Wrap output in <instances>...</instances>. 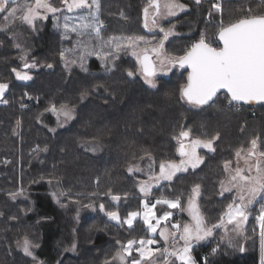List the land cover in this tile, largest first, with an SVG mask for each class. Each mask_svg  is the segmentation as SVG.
<instances>
[{
    "label": "trees",
    "instance_id": "1",
    "mask_svg": "<svg viewBox=\"0 0 264 264\" xmlns=\"http://www.w3.org/2000/svg\"><path fill=\"white\" fill-rule=\"evenodd\" d=\"M102 1H106V5L102 4ZM111 1L118 3L119 7L122 6L127 10L133 9L137 12L139 17L133 13L132 18L138 19V23L141 24V32L147 33V28L144 27V8L148 4L139 7L137 0ZM111 1L100 0V13L106 27L100 30L99 37L95 33L89 32L83 35L66 32L67 36L59 43L64 46L62 49H65L64 56L68 55L70 59L67 56V59L65 57L62 59L60 55L62 51L57 50L56 53L52 52L50 57L52 68L48 73H55V67L57 70L64 68L63 72L61 71L62 74L60 73L62 85L73 89L77 101L75 105L78 106V114L74 122L66 127L57 128L53 132L42 125L47 117V112H44V107L37 108L42 100H46V96L50 98L51 94L44 88V84L41 86L38 83L37 88L40 89L35 88V93L40 94L38 102L37 100L31 101L33 98L29 93L27 95H25L26 92L19 93V96L16 95L18 109L6 110L5 114H0V196H9L6 191L12 189L24 190L15 195H24L23 199L28 202V207L19 201L11 212L18 223H22L21 225L28 228V234L35 235L33 241L41 250L40 259L46 264H55L63 251L67 250L77 237H79L76 247L78 254L72 257L70 264H82L81 256L88 249L92 252L88 251L90 254L87 257L92 264H95L100 257L98 251L104 249L103 252H105L112 249V253H115L120 248L119 243L148 236L147 228L141 220H135L132 228H127L122 223L129 212L139 211L141 208V196L137 184L142 176L130 174L128 166L143 157L145 153L153 155L156 162L167 160L169 157L176 158L179 154L177 152L179 143L176 137H179L181 131L190 132L189 140L193 136V132L188 129V123L191 120L195 122L201 120L203 122L200 124L207 126L218 123L222 118L220 116L213 121L215 116L207 115L205 110L213 102L190 111V108L186 107L185 102L180 99L179 89L181 85L187 83L188 70L185 67H182L183 73L177 75L179 78L172 76L158 79L159 84L152 89L145 86L136 77H132L131 80L134 86L121 80L122 89H126L123 93L129 92L127 96L132 100L129 103L120 96L121 93L114 95L110 91H104L105 84L103 85L102 81L106 82V85L107 81L99 79L100 76L105 77L104 72L112 68L118 69L117 72L120 73L119 70L123 68L121 65L124 62V51L115 53L114 46L105 44V41L123 33H125L123 35L130 34L127 32V14L119 8L112 12L109 6ZM131 1H135V4H131ZM215 1L217 0H205L195 4L190 0H182L188 9L180 15L182 23L177 27V31L194 37V43L203 34L206 42L211 46H214L211 40L215 37L214 42L218 47L220 45L219 30L213 37L208 35L209 33L207 34L209 25L217 19L216 13L210 12ZM221 1L228 24L242 18L264 15V0ZM55 5L59 7L60 0L55 1ZM208 12H210L209 16H207ZM107 15L124 26V29L109 28V23L105 19ZM1 18L0 16V28L7 25L9 29V31H0V82L7 84L11 82V88L9 86L3 96L6 98L5 96L13 89L15 83L20 86H28L32 82V79L29 81L18 80L15 73L11 74L7 69L18 64L17 52L19 54L29 53L30 56L32 53L35 56L37 52L42 53L47 50L48 38L52 32V20L46 19L42 22V31L33 32L22 25H15L14 22L12 25L11 19L5 21L4 18ZM63 33L60 28L57 30V36L58 34L61 36ZM123 35L120 37L124 38ZM124 42L125 39L120 41L121 44ZM104 53L112 55L105 57ZM5 54L8 55V58ZM81 56L84 57L83 63L87 71H84L80 66ZM72 61H76V63L69 64ZM134 67L136 66L133 65L131 69ZM23 69L25 68L23 67ZM90 82H92L91 85ZM82 88L87 92L83 99H81V93L85 91ZM221 95L226 96L221 92L214 100ZM232 104L250 111L245 115V118L249 124L255 123L256 130L259 129L253 136L258 141L261 134H264V115L256 109L264 111V103L252 107L238 105L234 102ZM0 109L3 108L0 106ZM223 109L224 106H220L214 110L223 111ZM32 111L36 112L34 117L33 114H28ZM203 111L205 112L203 113ZM101 112H103L102 116H106L105 118L99 116ZM204 114L205 118H203ZM36 117L41 123L36 122ZM183 119L186 121L184 125H181ZM227 119V136L234 144L238 143V140L234 141V136L237 137V129H239L237 128L238 121L234 115ZM1 121H5V123ZM17 121H19V125ZM17 132H20L19 140H17V136L14 137ZM200 132L209 133L205 130ZM241 132L242 138L246 135L247 141L248 128ZM234 144L229 147L230 159L234 151ZM224 146L226 145L224 144ZM144 147L152 149L155 155L151 151L144 150ZM220 150H217V153L216 150L213 153H204L206 155L203 154L204 160L199 168L189 171L178 180L175 179L176 182L173 180V182L155 187L151 192L152 197L178 198L180 204L184 205L190 189L199 185L201 189L199 207L200 209L202 206L204 208L203 214L207 224L215 225L224 213L226 206L233 202L232 196H217L216 187L223 174L222 162L226 156L222 153L224 150ZM165 154L169 156L165 157ZM211 155L215 156L211 157ZM62 190L71 191L66 200L64 195H60ZM55 193L57 198L53 196ZM113 195L120 196V200H112ZM63 201H65L64 204H62ZM10 203L9 197L0 198V223H4L6 228L0 229V242L3 243L1 245L4 251H7L6 253L11 257L10 251L19 252L15 249V244L20 238V234L18 227L11 226L6 219L8 216L6 210ZM101 204L105 206V212L117 211L121 222L113 221L107 215L105 217L100 214ZM87 205H93L95 211L84 214L89 209L86 207ZM262 205H264V200L254 204L248 213L250 221L248 222L247 219L245 229L246 236L251 235V239L243 246L244 250L246 246L249 247L246 252L240 251L242 246L239 247L237 253L231 255L230 252L224 254L221 252L222 249H218L216 252L209 253V257L201 262L200 256L220 243L216 230L214 236L192 247L191 252L196 263L259 264L257 246L252 237L258 229V221L254 215L260 211ZM156 206L158 205L156 204ZM174 213L177 215L176 210ZM78 217L95 220L90 222L87 228H83V225H78ZM76 231L80 235L82 232L85 233L78 236ZM214 253L215 255H213ZM11 262L13 260H0V264ZM13 263L30 264V261L20 253ZM173 264H180V262Z\"/></svg>",
    "mask_w": 264,
    "mask_h": 264
},
{
    "label": "snow or ice",
    "instance_id": "2",
    "mask_svg": "<svg viewBox=\"0 0 264 264\" xmlns=\"http://www.w3.org/2000/svg\"><path fill=\"white\" fill-rule=\"evenodd\" d=\"M15 3V0H12ZM9 0H0V11L8 12L5 17V21L9 19L20 21L32 25L34 20L41 17L40 10L43 9L45 12L56 13L60 9L53 7L49 0H35V3H29L19 8L8 9L6 5ZM62 5L66 7L68 12H72L75 9L83 8H95L99 9V0H61ZM196 3H201V0H196ZM186 6L179 3V0H148V5L144 8V27L149 28L150 23L152 27L157 26L156 17L159 15L175 16L177 11H182ZM214 9L219 10L218 4H213ZM163 9V12H162ZM17 13H20L18 16ZM96 17L90 16L85 18L83 22L78 25H71L66 22L63 25L65 31L76 32L83 35L86 32L95 33L99 37L100 30L102 28ZM174 27V26H173ZM0 31H9L7 25L0 28ZM163 33V37L159 43L151 49L159 59L161 66L167 64L179 63L180 67L187 65L188 76L187 83L181 85L179 89V97L182 101H185L188 105L194 108H200L201 106L209 105L214 102V98L217 96L220 90H225L226 96L229 99V106L233 102L245 104L251 102L261 103L264 102V15L261 16H250L242 18L234 23H230L227 26L221 25L218 36L219 40L223 43L222 48L212 47L203 34L200 39L193 43L191 48L181 57L171 58L163 56L164 42L173 34L172 29L165 30L160 29ZM126 39L127 44H121L120 41ZM140 43H154L145 41L143 37H110L105 44L114 46L115 53L126 51L127 49H133L132 55L137 56L138 63L144 81L152 88H156L157 85L154 82V76L156 74V65L152 63L148 55L140 56L135 50ZM19 47V45H16ZM147 52L148 49L141 50ZM61 58H64L65 53H60ZM105 57H110L111 53H104ZM23 60L24 57L21 56ZM84 57H80V66L84 71L87 69L83 63ZM71 63H76L72 61ZM25 69L36 67L35 63L28 64L24 63ZM47 67L51 68L49 64ZM67 67V65H66ZM16 78L21 81H29L33 77L29 75L27 71H17L13 69ZM128 76L134 75L132 71H128ZM9 88L7 83H0V98H2ZM87 95V92L81 93V99ZM0 102L7 103V101L0 99ZM51 111L57 112V115H63L64 119L71 120L72 109L67 106H61L59 110L56 109L55 105L51 106ZM19 125V121H17ZM190 136L189 131H181L179 137H176L179 143L177 152L182 157L179 163L175 161H162L159 165V174H154L149 177V180H155L158 184L161 180L171 181L178 172L186 171L188 166L195 169L202 161L203 157L197 154V148L203 147L209 151H213V141L218 138L213 136L209 140L195 139L191 140L190 143H184V138ZM257 141L253 139L251 141V148L247 152V157H256V163L249 165L248 172L255 168L256 175H245L244 170L237 168L235 174L231 176L228 182L230 186H225V183L221 181V189L223 192H229L235 190L237 195L233 197V202L227 205V211L220 217V222L213 226H207L204 217L200 214L199 208L196 204V197L199 195V185H196L192 189V195L188 200V208L190 216L192 217L193 223L184 224L182 231L180 225H172V228L176 231L167 232L164 228H160L161 221H167L170 212H165L163 216L156 217L153 209L156 204H164L169 208H179L180 201L169 200L166 198H160L156 201V204L149 206L148 203L142 202L143 212L132 211L129 212L127 218L123 219L122 223L128 225L129 228L133 226V222L137 219L142 220L143 224L146 225L149 233H154L160 228V235L165 241L171 236L173 240V247L170 250L168 247L160 249L159 247L153 248L151 245L156 243L153 239L140 241L129 240L127 245L122 246L121 251L116 253V258H119L122 262L125 261L126 255H131V251L134 245L138 246L135 251L139 254V259L132 260V264H155L156 258L159 255L162 256L165 264H169V258H175V261H179L180 264H195L191 256V250L195 242L203 241L213 235V231L217 227H223L225 231H228L227 226L231 225V231L236 235H241L243 225L248 219V209L250 206L259 201L264 200V167L261 166V158H264V152H260L257 155ZM145 155L151 159L150 153ZM240 151H237V157H240ZM143 159V157L141 158ZM247 163V158H246ZM229 162H225V169L227 170ZM151 169V165H149ZM140 171L139 168H133L129 166L128 171ZM152 184L141 181L140 192L144 193L145 196L151 191ZM63 195V193H61ZM112 200L119 201L120 196L113 195ZM239 200V203L235 201ZM86 207H93V205H87ZM99 210L105 212V206L100 205ZM109 219L117 222H121L120 215L117 211L106 212ZM155 220V223H153ZM260 225V239H261V259L264 261V205L261 206L259 215L256 217ZM179 236V240L183 241L182 247H175V241ZM232 237H229L231 241ZM18 246L23 248L26 255L31 256L30 250L31 243L25 238ZM75 245H73V250ZM243 247L240 251H243ZM216 252V249H213Z\"/></svg>",
    "mask_w": 264,
    "mask_h": 264
},
{
    "label": "rangeland",
    "instance_id": "3",
    "mask_svg": "<svg viewBox=\"0 0 264 264\" xmlns=\"http://www.w3.org/2000/svg\"><path fill=\"white\" fill-rule=\"evenodd\" d=\"M55 1H57V0H49V2L52 4V6L60 9V11L53 14L51 12H45L43 9H41L40 10L41 17H46V18H37L36 20H34L32 25H28L27 23H24V22L20 21L19 19L15 20V21L12 20V25L14 22L15 25H22L25 28H27L33 32H36V31H42V28H43L42 22L43 21H45L46 19H51L52 20L51 21L52 32H50V36L48 38L49 42H48L47 50H44L42 53L37 52V54L35 56H33L32 53H31V56L29 55V53H26V54H21V53L19 54L18 52L16 53L18 64L13 65L12 67H9L7 70H9L10 71L9 73H11V74H13V69H16L18 71H21V70L27 71L33 77L32 82L28 86L27 85L20 86V85H17L15 83L13 89L8 93L7 96H5L6 98H4V97L0 98L2 100L7 101L6 104L0 102V106L3 108V109H0V114H5L6 110H10V109L17 110L18 109V107L16 105V99H18L17 96H19V93L21 94L23 92H26L25 95H27V93H29L31 98H33V100L31 99V101L34 102V100H37V102H38L40 100V99H38V97H40V94L35 93V90H36L35 88H37V83H38V85H41V86H43V84H44V88L47 89V92H50L49 94H51V96H50V98H48V96H46V100H42L41 104L39 105V107L37 109H40L42 107L45 108L44 112L45 111L47 112V117L44 119V123H42V125H45L52 132L55 131L57 128L66 127L69 124L73 123L77 114H78V106L75 105L77 101L75 100V96H74V92H73L72 87H65L64 85H62L63 82L61 79V74H62L64 68H62V69L59 68L57 70V67H55V71H54L55 73H48L49 69H51L52 67L51 68L47 67V65L52 63L50 61L51 60L50 57L52 55V52L56 53L57 51H64L65 50V49L62 50L64 46L61 45L59 43V41L67 36L65 34L66 31L63 28V25L66 22V18H67V22L69 24L78 25L81 22H83L85 20V18H88V17L94 15L96 17L97 21L103 25L101 29L106 27V25L102 21V17H101V13H100V7L98 10L95 8H92V9L83 8V9H75L72 12H68L66 7H64V5H62V3L59 7H57L55 5ZM108 1L110 2L111 0H107V2ZM190 1L197 4L196 0H190ZM202 1H205V0H201V2ZM218 1H219V10H216L213 7L210 10V12H214L217 15V19L215 20V22H213L209 25V29L207 30V34L209 33L208 35H211L212 37L220 29L222 24H223V26L228 24V20L226 19L225 10H224V7L222 5V1L221 0H218ZM60 2H61V0H60ZM90 2H91V0H89V3ZM29 3L34 4L35 0H18L15 3H13L12 0H9V3L6 5V7L8 9L19 8V7H23L24 5H27ZM179 3L185 5L186 7L182 11H177L175 16H167V15L157 16L156 17L157 26L152 27L151 23H150L149 28H147V33L141 32L140 22L138 23V19L132 18L133 13L139 17V14L137 12H135L133 9L127 10L126 8H122V6L119 7V4L114 3V1H111V3H109V6H110V10L112 12H114L116 10V8H119V9H123L124 12L127 14V17H126L127 32H129L130 34H128V35H123L125 33L121 34V35H123L124 38H127V37H143L145 41L154 42V43H148V44L140 43L138 45V47L135 49L140 56H141V54L145 53V52L141 51L143 49H148V51L146 53H150V54L153 53L151 51V49L153 47H155L159 43L161 38L163 37V33L160 31L161 28H163L165 30H168L171 28L173 31V34L171 36H169V38L164 42L163 56L176 58L178 60V58L183 56L189 50V48L192 46V44L194 43V37H189V34L180 33L177 31V27L182 23V18H179V17L181 14H183L188 9L187 5L184 4V2H182V0H179ZM99 4H100V0H99ZM102 4L106 5V1H102ZM131 4H135V1H131ZM137 4H139V7L144 6V5L148 4V0H140V1L137 0ZM162 12H163V9H162ZM210 12L207 13V16H209ZM7 15H8V12L0 11V16L2 17L1 19H3V18L5 19V17ZM17 15L19 16L20 13H17ZM105 19L109 23V28L124 29V26L118 24V22L114 21L112 19V17H109V15L105 16ZM113 21H114V23H113ZM59 28L61 29V31L64 32L61 35L62 37L59 34L57 36V30ZM67 32H71V31H67ZM121 35H119L118 37H120ZM215 40H216L215 37H213V39L211 40L212 45H214L212 47L217 46V44L214 42ZM127 43H128V41L125 39L124 44H127ZM54 46H55V48H54ZM132 51H133V49H131V48L124 51V55H123L124 62L121 65L123 68H121V70H119L120 73L117 72L118 69L112 68V69H109V70L104 72L103 75L105 77L100 76V78H99V79H104L105 81H107V85H106V82L102 81L103 85L105 84L104 91H110L114 95H119V93H121L120 96L122 98H125L127 103L131 102L132 100H130V97L127 96V94L129 92L123 93V91L125 92L126 89H124V88L122 89L121 80L123 82L129 83V85L131 83L134 86V84L131 82V80H132V77L133 78L136 77V79L142 81V83L145 86L152 89V87H150L148 84L145 83L141 71L138 70L140 68V65L138 63L137 56L132 55ZM5 55H7V54H5ZM21 56L24 57L23 60L21 59ZM66 56L70 59V57L68 55H66ZM66 56H64V57L67 59ZM7 58H8V55H7ZM153 62L157 68L156 74L153 78L156 85L159 84L158 79L168 78V77H172V76H175L174 78H179L177 75H181L183 73V68L180 67L177 63L176 64H167V62H166L164 66H161L159 63V59L157 58L155 53H153ZM24 63H28V64L35 63L36 67L29 68V69H23ZM69 64H73V63H69ZM133 65H135L136 67L131 69ZM128 71H132L134 73V75L129 77L127 74ZM118 74H120V76H118ZM0 83H2V82H0ZM91 84H92V82H90V85ZM8 85L11 88V82H8ZM37 89H40V88H37ZM82 90L85 91L84 88H82ZM183 102H185V101H183ZM52 105H55L57 110H59L61 108V106H67L68 108L72 109L73 118L71 120L66 121L64 119L63 115L58 116L57 112H53L50 110ZM185 105H186V107L190 108L189 109L190 111H192L191 109H193V110L199 109V108H194V107L188 105L186 102H185ZM220 106H224L223 111L214 110L215 108H220ZM256 110H259V113L264 115V111L262 109L261 110L256 109ZM256 110H254V111H256ZM205 111H207L208 116L209 115L215 116L213 121L217 120V117L222 116V118H220V121L218 123H216L214 125L209 124L207 126L200 124V122H203L201 120H197V122L191 120L190 123H188V129L191 132H193V136L190 138L189 143L191 142V140H195V139H200V140L206 141V140L211 139L213 136H217V134H218V138L213 141V149L216 150V153H217V150H220V148H221L220 151L224 150V152H222V153H224V155H226V156H224V159L222 162L223 174H222L221 179L218 181L217 187H216V190L218 192L217 196H219V197L226 196L227 197L229 195V196H232V198H233L237 195L235 190L229 191V192H223V194H221V192H222L221 181H223L225 183V186H230L228 182L230 181L231 176L235 174V171L237 168L243 169L245 175H253V176L256 175L254 167L252 168V171L250 173L248 172L249 165L250 164L254 165L256 163V157L248 158L247 152L251 148V141L254 139L253 136L255 135L257 130H259V129L256 130L255 123L249 124L248 120L245 118V115L248 114L250 111L243 108V107L239 108V106H234V104H231V106H229V100L227 99V97L225 95H221L218 98H216L214 100V102L211 105H209L208 108H206ZM205 111H203V113ZM214 112L218 113V114L216 115ZM22 113H24V112H22ZM35 113H36L35 111H32L31 113H28V114H33V117H34ZM102 115H103V112H101V114L99 113V116H101L103 118L106 117V116L104 117ZM231 115H234V118L237 119L238 125L237 124L236 125H237V128H239V129H237V137L234 136V141L238 140V143H235V144L227 136V131H226L228 128V119L227 118H230ZM251 115H254V114L251 113ZM19 116H20V120H21V118H22L21 114ZM2 118H4V117H2ZM203 118H205V114H204ZM185 121L186 120L183 119L181 121V125H184ZM1 122L5 123V121H1ZM36 122L38 124L41 123L38 117H36ZM247 128H248L249 133L247 135L248 140L246 141V135L244 138H242L241 130H246ZM201 130H205L209 133L200 132ZM16 136H17V140H19L20 139V132H17L14 137L16 138ZM222 142H224V144L227 146V148H226V146H224V144H222ZM257 142H258V146H257L256 151H257V155H258L260 152H264V134H261V138ZM233 144H234V151H233L232 157L230 159L231 153L229 151V147ZM143 149L147 150V151H151L154 154V151L148 147H144ZM214 150L209 151L206 148L198 147L197 148V154L199 156L203 157V160H204V155H206L204 153H208V154L213 153ZM237 151H240V153H241L240 157H237ZM167 156H169V155L165 154V157H167ZM212 156H215V155H211V157ZM141 158H138L137 161L132 162L129 165V166H133L134 169L135 168L140 169V171L134 170L130 174L142 176V178L139 180V182L137 184V189H138L139 195L141 196V208L137 212H143L144 209H143L142 202H146L149 204V206H151L152 204H156V201L158 199H160V198L152 197V195H151V192L155 187H158L161 184L164 185V184L173 182V180H174V182H176V180H178L182 175L187 174L189 171H194L195 169L199 168L203 162L202 161L195 169L188 166L186 171L178 172L173 177V179L171 181L161 180L157 184L154 179L150 181L149 177L153 176L154 174H159V165L162 161L158 160L159 162H156V160H155L156 158L153 155H151V159H149L146 155L143 156V159H141ZM161 158H163V157H161ZM246 158H247V163H246ZM181 159H182V157L178 154V156L176 158L169 157V158H167V160H163V161L164 162L175 161V162L179 163ZM226 161L229 162L227 170L225 169V162ZM149 165H151V169L149 168ZM129 166H128V168H129ZM261 166L264 167V158H261ZM141 181H145V182L152 184L151 191L147 194V196H145L144 193L140 192V182ZM192 189H190V191L188 192L187 200L184 202V205L180 204L181 205L179 207V208H181L180 214L177 213V215H174L175 214L174 209L172 210L171 208H169L167 205H164V204H157L158 206H156L153 209L157 218L160 216H163L165 212H170L172 214L171 216H169L167 221H161L160 228H164L167 232H174L176 230L172 228V225L178 224L181 226L180 230L182 231V227L184 224L193 223L192 217L190 216L189 212L187 211L188 200H189V197L192 195ZM22 190L23 189H17V188L12 189L10 191H6V193L9 194V196H7V195L6 196H0V198L9 197V200L11 202L7 206L6 211L8 213V216L6 217V219L8 221V224H10L11 226H13L15 228L18 227V233L20 234L19 235L20 238L16 241L15 249H17V251H19L22 256L27 257L28 260L30 261V264H46L43 262L42 259H40L41 250L39 249L38 245L33 241V238L35 237V235L28 234V232H29L28 228L25 227L24 225H21L22 223H18V221L16 220V217L13 215V212H11L13 210V207L15 208V205L19 201H22L28 207V202L24 201V199H23L24 195H15L16 193L19 194L20 192H22ZM61 193H63L65 200H66L67 196H69L71 191L62 190ZM61 193H60V195H61ZM19 196H23V197H19ZM53 196H55L57 198L56 193L53 194ZM200 196H201V189L199 188V195L196 197L195 202L199 208L200 214L205 219V216L203 214L204 208L202 206V209H200L199 204H198ZM172 199L177 200L178 198H172ZM169 200H171V199H169ZM235 202L239 203V200H236ZM64 203H65V201L62 202V204H64ZM253 206L254 205L249 207L248 213L250 212V209ZM23 210L24 209L22 208V211ZM161 210H163V211L159 212ZM92 211H95L94 206L91 208L89 207L88 211L86 210V213H84V214L90 213ZM226 211H227V206L225 208L224 213ZM258 212H260V211H258ZM100 214L107 217L106 212L100 211ZM86 220H87L86 217L84 219H80L78 217V222H79L78 225H83V228H87L88 224L95 219H90L87 221ZM249 221L250 220L248 219V222ZM205 222H206V220H205ZM219 222H220V219L216 224H218ZM134 223L135 222H133V226H134ZM153 223H155V220H153ZM206 224H207V222H206ZM257 225H258V229H257V232L254 233L255 235L252 237V240H253V242L256 243L257 257H258L259 264H260V263H264V261H262V259H261L260 225H259V223H257ZM207 226L210 227L213 225L207 224ZM126 227L129 228L128 225H126ZM160 228H158V230L154 233L148 232V236H146V237L132 239V240L140 241L141 239H144V240L153 239L156 241V243L154 245H151V247H153V248L159 247L160 249H164L165 247H168L171 250L174 242H173L171 236H169L168 240L165 241L164 238H162L160 235ZM227 228H228L227 232L225 231V229L223 227H217L214 229L212 236H214L216 234V230H217L218 234H219L220 243L217 246L213 247V249H216V251L218 249H222V251H221L222 253L228 254L230 252V255H231V254L237 253L239 250V247H241V246L243 247L244 245H246V243H248L250 241L251 235L249 237L246 236V234H247V231L245 229L246 228V222L243 225V230H242L241 235H236L235 233H233L231 231V229H232L231 225H228ZM0 229L1 230L6 229L4 223H0ZM84 233L85 232H82L81 235H83ZM77 235L79 236L80 233H78ZM229 237H232L231 241L229 240ZM25 238H27L31 243V246H32L30 248V250L32 252L31 256L26 255L25 252L23 251V248L18 246V242L20 244H22V242ZM77 241H79V237H77L75 242L67 250L63 251L60 258L55 262V264H70V261H72V257H74L75 255L78 254L77 248H76L77 247ZM127 243H128V241L127 242L125 241L122 244L119 243L118 246L120 248L115 253L114 252L112 253V249H109L105 252H103L104 249L101 251H98L100 253L99 254L100 257L95 262V264H101L102 262L105 263L110 258H112V259H110L105 264H132V260L139 259V254L135 251V248L138 246V244L133 246V249L131 251V255H126L125 261L122 262L119 258H116V253L118 251H121L122 246L127 245ZM177 243H178V246H176V243H175V247L179 248V247L183 246V241L179 240V237L177 239ZM195 243H197V242H195ZM1 244H3V243L0 242V256L2 255L3 257L2 258L0 257V260L6 261V259H8L9 261L13 260V262H15V258L17 259L18 255H20V253L10 251V255H11V257H10V256H8V253H6L7 251L6 252L4 251V248L2 247ZM73 245H75L74 250H73ZM248 249H249V247L246 246V249L244 251L246 252V250H248ZM88 251H91V250L90 249L86 250V252H85L86 255L83 254L81 256L82 264H92L87 257L88 254H90V253H88ZM96 254H98V253H96ZM213 255H215V253ZM191 256L193 258L192 252H191ZM193 261H194V259H193ZM13 262L8 263V264H19V263H13ZM175 262H179V261H175V258H169V264H173ZM155 264H165L161 255L158 254L156 261H155Z\"/></svg>",
    "mask_w": 264,
    "mask_h": 264
},
{
    "label": "water",
    "instance_id": "4",
    "mask_svg": "<svg viewBox=\"0 0 264 264\" xmlns=\"http://www.w3.org/2000/svg\"><path fill=\"white\" fill-rule=\"evenodd\" d=\"M247 18V17H246ZM234 23V22H233ZM227 26V25H226ZM218 40H219V36H218ZM219 42H220V47L219 48H222L223 47V43L219 40ZM191 48V47H190ZM189 48V49H190ZM216 48V47H215ZM148 55L149 56V58H150V60L152 61V63L154 64V62H153V53L152 54H150V53H143V54H141V56H143V55ZM178 65H179V63H177ZM185 68H187V65H185L184 66ZM187 70L189 71V69L187 68ZM221 92H223V93H225V90H220L219 92H218V94L219 93H221ZM226 94V93H225ZM235 103V102H234ZM261 103H264V102H261ZM237 104V103H236ZM256 104H259V103H257V102H251V103H247V104H245V103H243V102H240V103H238V105H244V106H246V107H252V106H254V105H256ZM190 137V136H189ZM189 137L188 138H184V143H189Z\"/></svg>",
    "mask_w": 264,
    "mask_h": 264
},
{
    "label": "built area",
    "instance_id": "5",
    "mask_svg": "<svg viewBox=\"0 0 264 264\" xmlns=\"http://www.w3.org/2000/svg\"><path fill=\"white\" fill-rule=\"evenodd\" d=\"M215 4H218V5H219V1H218V0L215 1ZM258 215H259V212L256 213V214L254 215L255 219H256V217H257ZM211 252H213V249H211L209 252H204V253L200 256V260H201V262H204V261L209 257V253H211ZM260 264H263V263H260Z\"/></svg>",
    "mask_w": 264,
    "mask_h": 264
},
{
    "label": "crops",
    "instance_id": "6",
    "mask_svg": "<svg viewBox=\"0 0 264 264\" xmlns=\"http://www.w3.org/2000/svg\"><path fill=\"white\" fill-rule=\"evenodd\" d=\"M171 200H173V199H171ZM171 209L173 210V208H171ZM174 210H176L177 213H179V214L181 213V212H180V211H181V208H178V209L175 208ZM173 221H174V220H173ZM178 237H179V236H177V239H178ZM208 238H210V237H208ZM208 238H207V239H208ZM177 239H176V241H175L176 246H178ZM205 240H206V239H205ZM203 241H204V240H203ZM203 241H199V242H197V243H201V242H203ZM197 243H194V244H197ZM194 244H193V245H194ZM193 259H194V258H193ZM194 262H195V264H197L196 261H195V259H194Z\"/></svg>",
    "mask_w": 264,
    "mask_h": 264
},
{
    "label": "flooded vegetation",
    "instance_id": "7",
    "mask_svg": "<svg viewBox=\"0 0 264 264\" xmlns=\"http://www.w3.org/2000/svg\"><path fill=\"white\" fill-rule=\"evenodd\" d=\"M219 47H220V45L217 48H219Z\"/></svg>",
    "mask_w": 264,
    "mask_h": 264
}]
</instances>
